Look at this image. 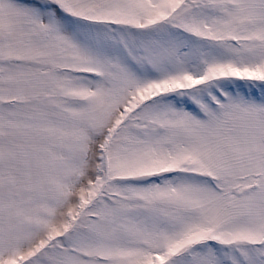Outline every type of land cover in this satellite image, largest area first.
Here are the masks:
<instances>
[{
  "label": "snow or ice",
  "instance_id": "6c2138e0",
  "mask_svg": "<svg viewBox=\"0 0 264 264\" xmlns=\"http://www.w3.org/2000/svg\"><path fill=\"white\" fill-rule=\"evenodd\" d=\"M0 264H264V0H0Z\"/></svg>",
  "mask_w": 264,
  "mask_h": 264
}]
</instances>
